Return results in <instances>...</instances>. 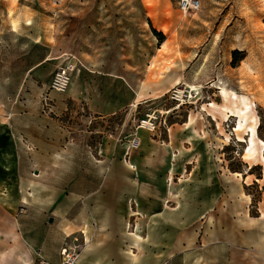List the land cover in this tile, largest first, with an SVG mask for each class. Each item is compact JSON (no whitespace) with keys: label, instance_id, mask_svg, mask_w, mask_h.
I'll list each match as a JSON object with an SVG mask.
<instances>
[{"label":"rangeland","instance_id":"obj_1","mask_svg":"<svg viewBox=\"0 0 264 264\" xmlns=\"http://www.w3.org/2000/svg\"><path fill=\"white\" fill-rule=\"evenodd\" d=\"M5 1L6 7L0 5V11L13 14L15 0ZM199 1L198 10L183 13L179 0H19L22 43L31 39L49 42L54 31L55 43L61 48L82 52L90 45L95 53L111 58L120 52L117 38L124 36L125 30L133 33V64L139 68L148 65L135 103L106 118L86 119L88 116L80 108L72 107L76 112L61 118L70 126L71 157L97 158L101 157L100 150L105 153L102 157L125 156L116 145L130 143L137 130L145 131L162 148L167 130L171 134V126L189 121L207 143L194 148L196 164H203L205 173L199 179L192 172L185 179L184 171L173 178L176 184L167 183L185 206L183 214L180 209L170 212L165 231L155 226L153 235H149V227L155 225L153 219L144 229L132 223L133 216L128 218L129 232L139 235L143 243L136 246L134 253L150 263L160 261L166 254L164 264H182L184 256L185 264H192L190 254L213 247L220 264H264V0ZM110 58L105 64L115 65ZM28 92L31 89L23 87L19 98ZM45 94L42 109L50 110L51 100ZM59 94L63 95L50 91V95ZM225 95L231 98L228 102L224 101ZM242 97L252 108L250 124L256 126L258 141L252 153L256 156L247 154L252 132L248 129L238 134L239 118L230 111L235 106L233 100ZM112 145L116 147L114 154H110ZM150 152L156 156L155 150ZM169 152L172 157L171 148ZM7 161H12L9 156ZM107 163L103 162V174ZM70 168L80 181L76 172L85 170L86 165L81 162ZM210 168L220 196L211 211L193 221V204L200 201L208 205L215 192L216 187L210 184ZM6 173L13 175L12 167ZM2 175L5 174L0 170V180ZM71 183L85 185L84 179ZM14 193L11 187L9 198ZM166 204L176 208L178 201ZM17 209L22 213L25 207ZM10 222L14 219L0 214V226ZM180 224L183 228L175 242L181 245L175 252L172 244L168 252L169 242L164 244L163 239H171ZM13 246V238L0 232V264L2 254ZM74 248L71 251L79 255V245Z\"/></svg>","mask_w":264,"mask_h":264},{"label":"crops","instance_id":"obj_2","mask_svg":"<svg viewBox=\"0 0 264 264\" xmlns=\"http://www.w3.org/2000/svg\"><path fill=\"white\" fill-rule=\"evenodd\" d=\"M18 2L13 3V14L0 11V170L5 174L0 180V214L14 219L0 226V232L14 242L2 254L3 264H33L39 259L58 262L63 252L77 245L78 261L83 264H164L166 254L155 263L136 256V246L143 243L139 235L129 232L127 220L133 216L132 223L146 229L149 219H153L155 225L148 229V234L153 235L155 226L167 229L171 211L180 209L183 214L185 203L167 183L176 184L173 178L184 171L185 179L192 172L201 179L204 165L196 164L194 148L207 143L199 129L186 121L171 126V134L167 130L162 148L145 131L137 130L139 149H131L128 141L116 145L125 156L102 157L105 153L100 150L101 157L97 158L71 157L70 126L61 118L74 114L72 107L80 108L88 116L86 119L126 111L135 103L148 65L134 66L133 33L128 30L117 38L120 52L111 58L95 53L90 45L82 52L61 48L55 43L54 31L49 42L31 39L23 44L22 8ZM0 5L5 8L6 1L0 0ZM109 58L116 64H105ZM68 67V84L60 92L63 95H50L54 74ZM25 86L31 92L19 98ZM44 94L51 100L50 110L42 109ZM111 148L110 154H114L116 147ZM168 148L173 151L172 157ZM7 156L12 161L6 162ZM105 161L108 167L103 174ZM81 162L86 169L79 173L73 170L77 177L80 175L79 181L70 167ZM11 167L13 175L6 173ZM208 173L215 192L208 205L200 201L193 204V221L211 211L220 196L211 168ZM82 179L85 185L71 183ZM11 187L15 193L9 198ZM170 201H178V206L167 205ZM20 205L25 207L22 213H18ZM180 225L171 239H163L164 244L169 242L168 252L172 244L175 252L181 245L175 242L183 228ZM211 248L196 250L189 260L192 264H220L219 255ZM185 260L182 257V264Z\"/></svg>","mask_w":264,"mask_h":264},{"label":"built area","instance_id":"obj_3","mask_svg":"<svg viewBox=\"0 0 264 264\" xmlns=\"http://www.w3.org/2000/svg\"><path fill=\"white\" fill-rule=\"evenodd\" d=\"M179 7L182 12L196 11L200 7L199 0H179ZM68 68H59L54 74L51 84L50 90L55 92H63L68 84ZM146 125H150L147 124ZM139 144L138 138H132L130 142L131 148H137ZM33 264H83L77 260V256L71 250L65 251L62 253L61 259L58 262H49L44 259H39L35 261Z\"/></svg>","mask_w":264,"mask_h":264},{"label":"bare ground","instance_id":"obj_4","mask_svg":"<svg viewBox=\"0 0 264 264\" xmlns=\"http://www.w3.org/2000/svg\"><path fill=\"white\" fill-rule=\"evenodd\" d=\"M183 13H185V12H183ZM176 92H178V93H182L183 91H181V90H177ZM180 96H181V94H180ZM234 95H232L231 97H233ZM225 97H226V95H225ZM224 97V98H225ZM178 98V97H177ZM181 98V97H180ZM227 98V97H226ZM229 98V97H228ZM228 98L225 100L224 99V101H227L228 100ZM229 99H231V98H229ZM228 102V101H227ZM233 103L235 104V106H234V108H233V110H232V108L230 109V111L231 112H233V115L232 116H235V114L238 116V118H239V121H238V124H237V131L238 130H240V132H237L238 134H240L241 133V130L242 131H245V130H248V129H250V131L252 132V135H251V137H250V145H249V149H248V152H247V154L249 155V157L251 156V154L253 155V153H252V148H253V146H257L256 145V142H258V141H256V136H255V124H253V125H251L250 124V120H251V114H250V112L252 111V108H251V106L249 105V101L247 100V98H245V97H242V98H240V99H238V100H233ZM229 104V103H228ZM233 107V106H232ZM222 109H226V108H222ZM225 111V110H224ZM229 111V112H230ZM225 113H226V111H225ZM227 116V115H226ZM231 116V115H230ZM224 117H225V115H224ZM254 118V117H253ZM255 122V121H254ZM246 132V131H245ZM242 134V133H241ZM239 136H241V135H239ZM241 139V138H240ZM258 140V139H257ZM260 142V141H259ZM261 143V142H260ZM262 145H264V144H262ZM247 150V149H246ZM246 154V155H247ZM264 155V154H263ZM253 156H256V155H253ZM255 158V157H254ZM255 160V159H254ZM258 160V159H257ZM252 161V160H251ZM257 164V163H256ZM77 260H78V255H77Z\"/></svg>","mask_w":264,"mask_h":264},{"label":"trees","instance_id":"obj_5","mask_svg":"<svg viewBox=\"0 0 264 264\" xmlns=\"http://www.w3.org/2000/svg\"><path fill=\"white\" fill-rule=\"evenodd\" d=\"M153 32H154L156 35H160V36H162V34H161L160 32H157V31H155V30H153Z\"/></svg>","mask_w":264,"mask_h":264}]
</instances>
